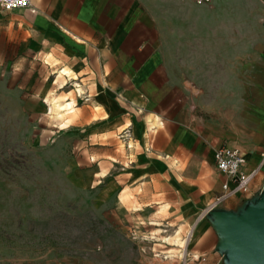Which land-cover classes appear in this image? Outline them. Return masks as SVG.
<instances>
[{"label": "crops", "instance_id": "crops-1", "mask_svg": "<svg viewBox=\"0 0 264 264\" xmlns=\"http://www.w3.org/2000/svg\"><path fill=\"white\" fill-rule=\"evenodd\" d=\"M226 1L31 0L26 8H0V33L16 42L18 55L50 71L52 80L73 84V98L61 101L76 113L80 147L71 164L105 182L104 200L130 192L127 201L140 204L131 214L163 210L169 226L187 236L181 264H224L206 216L225 180L214 164L216 147L239 148L242 170L254 172L247 194L218 207L237 210L264 187V0H252L248 10L260 28L249 38L214 28ZM198 57L224 63L201 65ZM212 72L227 79L241 73L236 87L252 106L244 127L214 124L195 110L194 94L186 97L192 84L203 88L192 73Z\"/></svg>", "mask_w": 264, "mask_h": 264}, {"label": "rangeland", "instance_id": "rangeland-1", "mask_svg": "<svg viewBox=\"0 0 264 264\" xmlns=\"http://www.w3.org/2000/svg\"><path fill=\"white\" fill-rule=\"evenodd\" d=\"M225 3L214 28L246 38L259 32L247 18L252 0ZM23 57L0 33V264H181L188 239L162 218L163 210L131 214L140 204L127 201L130 192L104 200L105 182L71 164L80 147L76 113L61 101L73 98V84L67 77L52 80L50 71ZM210 59L224 63L221 57H198L196 63ZM250 59L245 57L246 82ZM227 60L235 65L237 58ZM240 74L192 73L203 88L192 84L186 97L194 94L195 110L214 124L244 127L252 106L236 87Z\"/></svg>", "mask_w": 264, "mask_h": 264}, {"label": "water", "instance_id": "water-1", "mask_svg": "<svg viewBox=\"0 0 264 264\" xmlns=\"http://www.w3.org/2000/svg\"><path fill=\"white\" fill-rule=\"evenodd\" d=\"M218 234L224 264H264V187L237 209L206 213Z\"/></svg>", "mask_w": 264, "mask_h": 264}, {"label": "built area", "instance_id": "built-area-1", "mask_svg": "<svg viewBox=\"0 0 264 264\" xmlns=\"http://www.w3.org/2000/svg\"><path fill=\"white\" fill-rule=\"evenodd\" d=\"M197 5L206 4L212 0H191ZM31 0H0V8L3 10H13L29 7ZM214 164L216 169L225 175V180L221 184L220 192L214 195L212 202L207 208L218 207L227 197L234 195H245L250 191V180L253 171L242 170L245 164V157L237 147L219 145L214 150Z\"/></svg>", "mask_w": 264, "mask_h": 264}, {"label": "bare ground", "instance_id": "bare-ground-1", "mask_svg": "<svg viewBox=\"0 0 264 264\" xmlns=\"http://www.w3.org/2000/svg\"><path fill=\"white\" fill-rule=\"evenodd\" d=\"M67 72V71H66ZM79 89V88H78ZM182 239V238H181ZM181 239H179V238H176V239H174V241L175 242H177V243H180L181 242ZM182 244V243H181ZM183 246V245H182Z\"/></svg>", "mask_w": 264, "mask_h": 264}]
</instances>
